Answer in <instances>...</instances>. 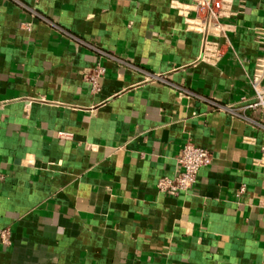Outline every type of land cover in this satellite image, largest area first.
Instances as JSON below:
<instances>
[{
    "label": "crops",
    "instance_id": "0c3cea01",
    "mask_svg": "<svg viewBox=\"0 0 264 264\" xmlns=\"http://www.w3.org/2000/svg\"><path fill=\"white\" fill-rule=\"evenodd\" d=\"M194 3L0 0V264H264V0H232L216 65ZM186 143L211 163L158 191Z\"/></svg>",
    "mask_w": 264,
    "mask_h": 264
},
{
    "label": "built area",
    "instance_id": "2783aa9c",
    "mask_svg": "<svg viewBox=\"0 0 264 264\" xmlns=\"http://www.w3.org/2000/svg\"><path fill=\"white\" fill-rule=\"evenodd\" d=\"M232 0H195L194 8L196 16L190 19L189 28L202 34L200 60L209 65H216L223 56L224 47L215 40H209L208 35L218 37L225 35L228 25L224 19L233 15L231 10ZM29 29V24H23ZM104 67L98 66L89 73L83 75V79L90 83L92 91L99 89L98 79L103 75ZM264 77V57L259 60L255 74L250 80L254 92V99L245 105V108H261L264 111V86L261 81ZM245 100V98H242ZM264 156V148H263ZM178 171L173 177L162 176L157 180L158 191L177 196L188 191L196 182L200 168L211 163L210 153L193 143H186L177 154ZM244 186L239 190L243 193ZM264 208V200L262 201ZM0 237L4 243H8V231L1 230Z\"/></svg>",
    "mask_w": 264,
    "mask_h": 264
}]
</instances>
